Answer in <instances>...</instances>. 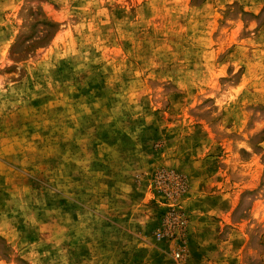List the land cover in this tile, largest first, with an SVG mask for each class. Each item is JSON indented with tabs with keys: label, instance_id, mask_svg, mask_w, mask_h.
<instances>
[{
	"label": "rangeland",
	"instance_id": "obj_1",
	"mask_svg": "<svg viewBox=\"0 0 264 264\" xmlns=\"http://www.w3.org/2000/svg\"><path fill=\"white\" fill-rule=\"evenodd\" d=\"M0 264H264V0H0Z\"/></svg>",
	"mask_w": 264,
	"mask_h": 264
}]
</instances>
